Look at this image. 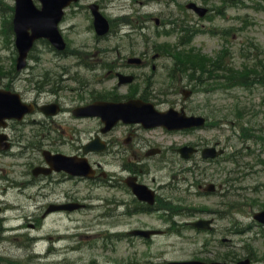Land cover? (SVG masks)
Listing matches in <instances>:
<instances>
[{
	"label": "rangeland",
	"instance_id": "obj_1",
	"mask_svg": "<svg viewBox=\"0 0 264 264\" xmlns=\"http://www.w3.org/2000/svg\"><path fill=\"white\" fill-rule=\"evenodd\" d=\"M167 1L168 0H155L150 4V6L148 4H145L143 6V9L145 11L152 12L155 14L162 13L164 16L177 15L181 11L180 3L184 0H178L179 4L173 3L172 5H167ZM121 3L122 0H112V2L109 3V8H107L105 1L102 2L104 10H107L106 13L108 15L109 13L112 15L123 13L124 10L119 9ZM234 13H239V11H236ZM252 15L253 12H251L250 16L248 17V20H250V17ZM257 17H260V19L258 20V24L256 26L253 27L249 25L247 29L244 30L242 33L237 32L235 34V38L232 39V55H227L225 59H223L220 63L224 62L226 65L231 66L238 65L239 68L240 65H242L240 57V48L248 42H253L254 44H257V46L255 47H257L259 51H263L252 63H264V13H259ZM143 20L145 19L143 18ZM134 36L138 38L136 34H134ZM144 38H147V41L149 42V35L144 36ZM172 41L175 42L174 37L172 38ZM149 43L151 44V41ZM219 43L220 41L218 38L213 37L209 34L202 33L194 37L189 48L195 47L207 56L219 61V51L217 50L219 49ZM115 45L122 46V50L118 52L119 56L131 55L134 53H138L139 51L133 46L131 41L127 39H123L120 43ZM108 47L111 49L113 47V44L110 43V41H108L107 43V41H101L96 38H93L91 30L89 28V51L91 52V54H104L107 52ZM145 47H147L146 43L144 47H141V50L146 51ZM133 48H135V51L132 50ZM112 53H114L112 50L110 52H107L106 58L108 59V56ZM0 55L2 56V59L5 64L9 66L12 59L11 45L6 41V38L4 37H0ZM34 60L35 59L33 58L31 60V63H34ZM158 65L159 69L157 74L151 78V80L153 81L152 85L154 84V90L156 88L157 91H163L165 93H168V95L162 97L173 99L174 101V99L178 98L179 96L174 97L173 92L181 90V84L182 82H186V80L182 81L183 78L181 76L178 78H173L167 73L169 69L168 58L164 57L163 59H161L158 62ZM145 71L147 73H150V70ZM143 72L144 71H141L140 73ZM93 82L94 75L89 74V87ZM172 82H174L175 85L170 86ZM107 87H110V84H98L97 82L98 90H106ZM171 91L173 92L171 93ZM239 91H241L239 93L241 95L240 101L242 103H248L249 105H252V109L258 111L260 115L258 122L263 123L264 112H262L261 110L264 108V106L258 105L263 100L262 98L264 97V89L256 90L252 94L244 92L242 90ZM228 98H231L228 91L211 95L201 91L198 94H195L189 100L188 105L189 109L193 112L212 113V110L214 111L213 107H216L217 109H224L225 105L232 101V99ZM217 99H219L220 101H216ZM215 116V120L220 117L217 115ZM221 119H226L230 124V122L232 123L235 119L238 118L237 116L233 115L231 118H226L222 116ZM256 120L257 118L255 119V121ZM229 124L223 122L219 128H215L212 130H204L202 132V135L204 136V139L208 141H214L216 136L221 135L222 141L228 144L229 137L231 133L233 134V128L230 126L231 124ZM96 130H98V127L95 125V123L89 121V139ZM150 134L153 135L157 142H165L161 134H158L157 132H152ZM230 141L232 143L231 147H227L223 143L227 148H229V154L234 155L238 150H242L245 155L244 158L248 162L250 161V163H254L255 158H250L249 156L251 146L246 145V149L245 146H240L238 144L237 139H230ZM252 151H255L257 153L256 149L254 148L252 149ZM260 154L261 159H263L264 161V155L262 153ZM94 157L97 158L99 161L103 159L102 155H95ZM109 161L111 162V166H113V161H115V159L109 158ZM4 163H9V160H0V166H4ZM222 165L224 168V173H228L229 164L221 163L220 166ZM145 166L148 170V173L145 174V179L150 181L155 187H157V189L161 191L163 197H168L171 194V191L173 189H176L181 181L182 184H184L185 180L189 177L185 172H178L177 174H174V171H176L177 167H183V164L179 162L178 158H167L166 161L164 159L160 161L154 160L146 163ZM259 166L264 168V163ZM259 184L264 185V172L259 173L257 176L251 177L250 187H254ZM184 195L185 192L180 191L179 188L172 191L171 199H176L177 197L183 198ZM4 198H7L8 200H13L21 204L25 203L23 196H19L18 198H16L15 195L11 192H9L6 196H0V199ZM123 199H126L124 193L116 189H103L101 187V183H99L98 185H95L94 188L89 189V210L75 213V217L78 218L77 221L69 222L66 217L52 216L46 221L47 223L45 225L43 224L41 226L39 230H30L25 227L13 231L8 234V237H10L8 240L0 241V254L25 257L27 255V250L25 251V249L19 243L20 240L24 239V235L30 233L31 236L29 237L34 238L33 235L50 233L52 227L58 226L60 228V231H69L70 233H75V238H73V240L71 241L73 243H77L78 245L76 247H79L80 249L75 250V252H69L68 256L71 260L76 261L77 264H84L91 260H95L96 264H130L133 262L135 264H159L160 260L171 261L174 259H202L201 257L212 258V256L214 255L215 250L210 249L211 251H204L206 244L204 241L205 236L203 234H189L190 238L179 237L170 239L172 240V242L167 239H159L156 243H154V245L149 244L147 246H144L142 244H136L134 246L125 243L115 244L116 249H106L105 246L102 245L103 240L99 239L102 233H105L107 231L114 233L119 229H124L125 227H137L140 225V223L131 219H125L120 217H98L99 215L104 214V212H107L109 208H112L114 206V202L122 201ZM246 199V205L244 206L243 211L236 213L234 212V215H232L236 222H239L240 220L248 222V220L251 219L250 215L262 208V203L264 202V189H260L258 193L254 192L253 189H251L249 198ZM248 200H251V202H249ZM28 209L29 208H27V211H23L20 209L16 212V214L10 211L4 213L6 216V220H9V225H18L19 223L24 222L23 218H16L15 215H23L25 213L30 214L33 209H31L30 211H28ZM152 224H158V222L156 221L154 223L152 220H146L143 223V225ZM81 232H85L86 234L80 236ZM233 238V245L237 247V250H235L234 253H239L238 251L243 252L241 250V247L245 243L250 244L251 249H253L254 251V264H264V237L254 236V232H245V234L237 235ZM248 238H251V240H247ZM63 244L64 241H61L59 242L58 246H62ZM211 244L213 243H210L209 245ZM43 247V243H39L37 245V249H42ZM223 250L224 249H222V252ZM245 253L246 251L244 252V254ZM61 257H63V255L59 254L52 256L51 259H58Z\"/></svg>",
	"mask_w": 264,
	"mask_h": 264
},
{
	"label": "flooded vegetation",
	"instance_id": "obj_2",
	"mask_svg": "<svg viewBox=\"0 0 264 264\" xmlns=\"http://www.w3.org/2000/svg\"><path fill=\"white\" fill-rule=\"evenodd\" d=\"M39 138H40V143L39 144L41 146V144L45 142L44 141L45 136H43L42 132L39 134ZM107 142H108V145L110 147L111 146V143L113 141L110 140V139H107ZM122 142L124 144H126L130 148V154L132 155V158H130L128 160L130 162L127 164L126 169L129 170L130 174H134V175L140 176L138 174V172L141 171V169H137L136 168V166L138 164L133 159L140 160L139 159V157H140V151L143 154L142 158L143 159H146L147 158L146 154H147V151L149 149L148 144H147L148 142L146 140H141V138L139 137V135L137 133V128H134V127L130 128V129H128L126 131V135L122 139ZM45 143L50 144L49 149H51L54 153H58L59 152L58 149L54 148V143H51V142H45ZM62 143L63 144H68V141L66 140V141H63ZM125 151H127V148H124V151H121V154H123V155H129V152H125ZM68 153H70V152H68ZM62 175H63V173H62ZM52 176L53 175L49 176L48 178H50ZM67 176H68V174H64V177H67Z\"/></svg>",
	"mask_w": 264,
	"mask_h": 264
},
{
	"label": "bare ground",
	"instance_id": "obj_3",
	"mask_svg": "<svg viewBox=\"0 0 264 264\" xmlns=\"http://www.w3.org/2000/svg\"><path fill=\"white\" fill-rule=\"evenodd\" d=\"M136 46H137V44H136ZM132 50L135 51V48H133ZM27 207H28V206H27ZM28 208L30 209V207H28Z\"/></svg>",
	"mask_w": 264,
	"mask_h": 264
}]
</instances>
